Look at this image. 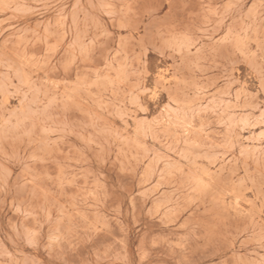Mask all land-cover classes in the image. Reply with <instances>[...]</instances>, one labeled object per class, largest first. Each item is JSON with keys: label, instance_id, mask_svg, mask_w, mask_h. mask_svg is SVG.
Wrapping results in <instances>:
<instances>
[{"label": "rangeland", "instance_id": "obj_1", "mask_svg": "<svg viewBox=\"0 0 264 264\" xmlns=\"http://www.w3.org/2000/svg\"><path fill=\"white\" fill-rule=\"evenodd\" d=\"M0 264H264V0H0Z\"/></svg>", "mask_w": 264, "mask_h": 264}, {"label": "snow or ice", "instance_id": "obj_2", "mask_svg": "<svg viewBox=\"0 0 264 264\" xmlns=\"http://www.w3.org/2000/svg\"><path fill=\"white\" fill-rule=\"evenodd\" d=\"M186 43L190 46V38L187 36H173L170 39L163 41L164 46L168 49H174L176 47L183 48Z\"/></svg>", "mask_w": 264, "mask_h": 264}]
</instances>
